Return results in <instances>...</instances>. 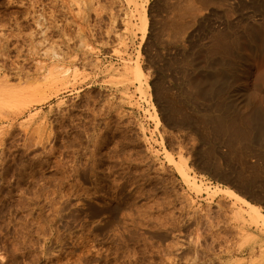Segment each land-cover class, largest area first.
Returning a JSON list of instances; mask_svg holds the SVG:
<instances>
[{
    "label": "rangeland",
    "instance_id": "374dc122",
    "mask_svg": "<svg viewBox=\"0 0 264 264\" xmlns=\"http://www.w3.org/2000/svg\"><path fill=\"white\" fill-rule=\"evenodd\" d=\"M263 15L264 0H0V264H264V224L219 190L264 214V162L247 189L221 175L220 143L222 172L203 168L212 141L157 93L193 113L205 73L220 106L263 113L264 51L245 69L206 52L220 33L264 38ZM179 150L199 191L169 162Z\"/></svg>",
    "mask_w": 264,
    "mask_h": 264
},
{
    "label": "bare ground",
    "instance_id": "6f19581e",
    "mask_svg": "<svg viewBox=\"0 0 264 264\" xmlns=\"http://www.w3.org/2000/svg\"><path fill=\"white\" fill-rule=\"evenodd\" d=\"M189 6H190V4H189ZM191 9H192V7H191ZM187 11H189V10H187ZM197 11H198V9H197ZM200 12L201 11H199V13ZM187 13H189V12H187ZM143 14H144V12H143ZM175 14H177V13H175ZM205 16H208V15H205ZM176 17L182 18L181 15L176 16ZM190 17H192V15ZM143 18H144L143 23L145 25L146 24V17L144 16ZM181 18L178 19L180 21L177 20V22H176V20H175V26H178L179 28L183 24V22L181 21ZM170 24H172V23H170ZM185 24H187V23H185ZM163 25H166V24H163ZM184 25H183V27H184ZM185 26H187V25H185ZM178 27H176V29ZM249 28L250 27L248 26V29ZM216 31L217 30H215V32ZM216 33H218V32H216ZM236 33L238 34L239 32H236ZM236 33H234L235 36L232 39L225 38L224 35L221 33L215 35L213 38L210 37L211 39H209V41L210 40H212V41L207 46L206 52L209 54L210 57L213 55L218 56V58H220L219 60H222V59H223V61H224V59H227L229 61L236 60L238 62V65H241L242 66L241 68L245 69L246 67H248L250 56L254 55L256 52L259 53L261 51H264V38L258 39L254 33L251 34V32L249 31V34L244 35L245 33H243V35H241V36H244V39L242 42L239 39V37H236V35H237ZM240 33L242 34V32H240ZM214 34H211V35H214ZM226 35H228V33H226ZM263 37H264V35H263ZM243 44L245 45L244 46L245 49L243 47ZM240 46L243 47V49L245 51H242L240 49L241 48ZM208 54H207V56H208ZM181 61H180V63H181ZM134 62H135V65H133L134 72H136V75L140 77V74H142V69L139 66V64L136 63V61H134ZM185 64H187V63H185ZM235 64H236V62H235ZM201 66H202V64H201ZM183 68L186 69V67H183ZM127 69H129V68H127ZM241 70H243V69H241ZM188 71H187V73H188ZM241 73L239 75H241ZM133 76H135V75H133ZM237 79H239V77L236 78V80ZM186 81H185V85L189 84V82L186 84ZM213 82L214 81H213L212 77H208V74L206 75L205 73H204V75H200L199 78L194 79V81L192 83V86L195 88L194 90L200 94L199 98H201L202 100L206 99L208 102L206 103V105L204 104L203 107L198 105L199 107L197 106V108L195 110H193L194 111L193 113L189 112V109H187V108H190L191 106L185 107L184 106L185 105L184 100H183L184 104L182 103L183 105H181L180 102L178 103L175 100V97L173 94H172V96H173L172 97L167 93L168 90L167 91L163 90V89L159 90V92H157V93H159L158 99H160L162 101V103L164 105V110L167 113L168 119H170V120L178 119L176 121L179 122L178 124L180 126H184V127L191 126V128L194 127L192 129L200 137V138L198 137L199 140L201 139L202 141H205V140L212 141V143H208L209 145L207 144L208 146H206V148L204 150L202 149L203 151H202L201 156H202L204 162H201V163H204L203 165H205V166L202 165V167L203 168L206 167L209 169L212 168V170H214V171L215 170L220 171L219 168H220L221 164L219 165V162H218L220 159L217 162L215 159L213 160V158H216L214 156L216 154H218L217 145H218V143H220L222 145V147H224L223 148L224 150H222L219 153H221V155L224 159H227V161L229 160L228 161V165H229L228 167L229 168H227V169H229V171H227V169H226L227 172H225V169H224V172L221 175L226 180L232 182L234 184L233 185L234 187L238 186V187H243V188L247 189V187H249V186L257 185L258 177L261 178L260 175L259 176L257 175V173H259L260 166L258 163H256V161L258 162V160H261L262 162H264V149H263L264 148V106H262L263 107V109H262L263 113L259 109L260 108L259 105L253 104V103H249V104L245 103L244 105L233 104L230 106H227L225 103V105L220 106V104L218 103L219 101H217V96L220 92L216 91V89L213 86V84H214ZM159 88H162V87H159ZM164 88H166V87H164ZM182 90H184V89H182ZM186 92H188V91H186ZM197 96H199V95H197ZM157 97H158V95H157ZM193 104H195V103H193ZM186 105H188V104H186ZM200 105H202V103H200ZM152 109H153V113H154V115H153L154 120H155L156 124H158L159 123V117H158V115L155 111V107L153 105H152ZM190 110H192V109H190ZM176 121L173 120L172 123H174V122L176 123ZM170 125H171V123H170ZM200 144L198 145L199 148H200ZM199 155H200V153H199ZM221 155H218V156H221ZM218 158L219 157H217V159ZM224 159H223V161H224ZM169 162H170V164H172L173 168L182 176L184 181L186 183H188V185H190L191 188H193L196 191L200 190V188H199L200 186L195 182L194 178L189 177L190 175H188V173L186 172L188 167L186 165L185 160L183 159L181 150L178 151V159L170 157ZM223 167H224V165H223ZM201 170H202V168H201ZM220 172H222V171H220ZM263 181L264 180H262L260 183H258V184H261L260 186L258 185L260 188L262 186L264 188V184H263L264 182ZM217 190H215V193ZM219 190L226 193V195L228 194L229 196L234 197L235 200L241 202L244 205V207L238 206L237 208L232 210L233 215L238 217L241 222L251 223L258 228L260 227V224L261 225L264 224V217H263L264 214H262L260 212V210L258 209L257 206L251 204L246 199H244L242 196L238 195L236 192H234L228 188L219 189ZM207 193H208V191H207Z\"/></svg>",
    "mask_w": 264,
    "mask_h": 264
}]
</instances>
